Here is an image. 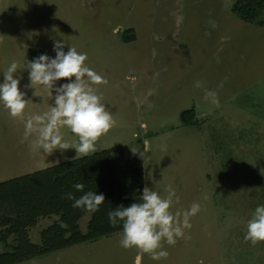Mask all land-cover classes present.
Wrapping results in <instances>:
<instances>
[{
	"label": "rangeland",
	"instance_id": "1",
	"mask_svg": "<svg viewBox=\"0 0 264 264\" xmlns=\"http://www.w3.org/2000/svg\"><path fill=\"white\" fill-rule=\"evenodd\" d=\"M237 1L0 0V74L13 59L54 56L53 39L63 40L65 51L86 53L87 66L108 81L93 87L115 122L87 156L32 153L35 134L21 142L23 121L0 109V184L85 158L98 165L94 156L107 151L104 160L128 163L131 172L141 165L140 179L119 178L115 190L148 186L166 196L171 186L179 196L173 213L201 208L157 262L121 248L122 230L88 237L89 214L73 225L60 213L28 216L37 200L0 205V264H136L137 256L139 264H264V242L244 240L264 204V25L241 21ZM17 75L28 83L26 72ZM197 81L217 94L219 107L204 101ZM27 91L25 119L50 110L41 86ZM61 132L70 145L78 142ZM28 186H17L15 197L39 188Z\"/></svg>",
	"mask_w": 264,
	"mask_h": 264
},
{
	"label": "clouds",
	"instance_id": "2",
	"mask_svg": "<svg viewBox=\"0 0 264 264\" xmlns=\"http://www.w3.org/2000/svg\"><path fill=\"white\" fill-rule=\"evenodd\" d=\"M63 40L53 39L54 56L42 53L32 60L23 63L13 59L6 70L0 74V109L14 120L23 121V139L29 140L32 153L52 154L59 151L75 149L76 154L87 156L95 151L97 140L107 134L114 125V120L102 97L97 94L93 85H106L108 81L93 71L85 63L87 54L78 52L75 47L67 46ZM19 71L27 73V84H21ZM33 86H41L49 93L51 107L49 111L32 115L25 119V109L28 103V91ZM195 87L204 91V101L219 107V100L214 91L204 88L201 81ZM65 128L76 137L77 143L70 145L61 132ZM148 149L144 142V150ZM133 152V151H132ZM139 153L142 157V152ZM76 192L83 193L76 198L71 192L66 198L72 201V207L82 212L94 214L105 202L103 193L85 191L82 183L73 184ZM167 195L148 186H144L139 195V202L128 206L123 204L108 211L107 218L111 227L122 229L119 246L123 249L135 248L138 252L147 254L152 261H161L169 255L164 245L174 246L177 240L185 237V230L191 228L190 218L200 212V204L193 203L187 210L170 209L179 203L176 190L168 186ZM61 228L67 225L61 221ZM244 240L255 246L264 242V204H258L246 224ZM140 257L137 256L136 264Z\"/></svg>",
	"mask_w": 264,
	"mask_h": 264
},
{
	"label": "trees",
	"instance_id": "3",
	"mask_svg": "<svg viewBox=\"0 0 264 264\" xmlns=\"http://www.w3.org/2000/svg\"><path fill=\"white\" fill-rule=\"evenodd\" d=\"M233 10L243 22L258 26L264 25V0H239ZM188 114L189 112H186L181 115L180 119L183 123H186ZM105 152L107 151L97 153L94 156V158H98V165H94L91 160L85 158L0 184V205L6 204L8 206L9 204L15 207L23 203L26 205L28 202L32 204L37 200L39 202L37 208L28 207L29 211L26 212L28 216H38L42 213L44 215L60 213L67 218L66 220L70 219L69 223H73V225H76L83 215L89 214L90 220L86 224V233L89 235L88 237H94V239L107 237L111 233L121 231L120 226L111 227L109 225L107 213L118 205L128 206L132 202H139L141 190L129 189L121 192L116 189L119 195H115L114 187L120 179L126 182L140 179L141 165L137 163L135 165L136 171L131 172L128 163H121V161L114 163L112 159L104 160ZM77 165L82 169L77 176L72 177L70 174H65L64 178H59L64 171L71 170ZM105 182L109 183V187L105 185ZM75 183L84 184L85 191L103 193L105 202L100 206L98 212L94 214L85 213L72 207V201L66 198V194L71 192L76 198L83 194L73 189L72 186ZM26 184L31 190L35 186L39 188L37 192L32 190L31 194L23 195L20 193L19 197H15L17 186ZM110 191L113 192L110 194Z\"/></svg>",
	"mask_w": 264,
	"mask_h": 264
},
{
	"label": "crops",
	"instance_id": "4",
	"mask_svg": "<svg viewBox=\"0 0 264 264\" xmlns=\"http://www.w3.org/2000/svg\"><path fill=\"white\" fill-rule=\"evenodd\" d=\"M88 215V214H87ZM88 218V217H87ZM90 218V217H89Z\"/></svg>",
	"mask_w": 264,
	"mask_h": 264
}]
</instances>
